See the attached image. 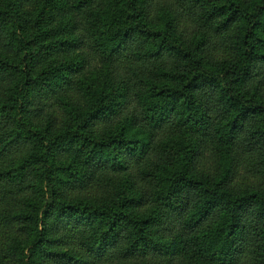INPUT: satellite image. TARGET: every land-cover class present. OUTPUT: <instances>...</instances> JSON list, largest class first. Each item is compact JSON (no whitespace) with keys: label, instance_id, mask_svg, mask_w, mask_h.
<instances>
[{"label":"trees","instance_id":"trees-1","mask_svg":"<svg viewBox=\"0 0 264 264\" xmlns=\"http://www.w3.org/2000/svg\"><path fill=\"white\" fill-rule=\"evenodd\" d=\"M0 264H264V0H0Z\"/></svg>","mask_w":264,"mask_h":264},{"label":"rangeland","instance_id":"rangeland-1","mask_svg":"<svg viewBox=\"0 0 264 264\" xmlns=\"http://www.w3.org/2000/svg\"><path fill=\"white\" fill-rule=\"evenodd\" d=\"M95 66H97V64L95 63Z\"/></svg>","mask_w":264,"mask_h":264}]
</instances>
